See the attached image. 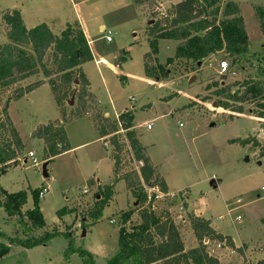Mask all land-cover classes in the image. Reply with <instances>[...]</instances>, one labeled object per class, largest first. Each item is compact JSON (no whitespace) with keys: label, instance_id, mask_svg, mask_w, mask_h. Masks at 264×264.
Returning <instances> with one entry per match:
<instances>
[{"label":"rangeland","instance_id":"rangeland-1","mask_svg":"<svg viewBox=\"0 0 264 264\" xmlns=\"http://www.w3.org/2000/svg\"><path fill=\"white\" fill-rule=\"evenodd\" d=\"M180 1L0 0V44L8 43L3 21L7 11H20L27 28L41 22L53 23L55 34H60L66 22L78 20L87 32L94 56L82 68L97 105L103 112L110 113V121L126 108L133 111L139 142L173 193L155 199L151 209L159 216L172 217L182 229L187 248L196 247L197 239L191 226L185 230L184 220L190 222L193 213L204 217L210 215L212 225L234 239L241 249L220 248L217 241L208 243L205 240L207 247L221 258L222 264H242L243 258L256 262L264 255V191L261 190L264 158H257L258 151L230 140L254 136L262 142L264 127L262 120L253 115L254 106L250 104L245 106L244 113L230 118L228 110L214 105L215 98L207 87L216 81L228 84L255 77L258 69L264 67V38L254 11V6L263 5L264 0H232L240 7L250 52L259 54V59L249 58L232 64L231 59H226L220 52L204 59L197 71L190 63L177 60L169 66L168 79L149 78L144 73V55L150 50L146 29L152 25L150 20L163 19L171 6ZM228 1L222 0L221 6ZM108 31L112 33L111 41L105 38ZM176 44L175 40H161L158 61L164 63L174 56ZM101 58L104 60L99 61ZM223 60L236 74L220 71ZM192 75H196L194 81H190ZM31 78L28 84L19 81L0 90V111L3 112L17 89L47 79L42 73ZM29 97L16 103L15 99L10 101L11 116L26 146L18 155L17 165H12L0 177V184L9 192L27 191L22 212L34 205L32 190L48 186L49 192L39 200L45 219L39 232L56 228L73 234L52 236L32 248L12 244L5 234L20 239L28 235L22 234L25 227L19 216H9L0 208V245H10V249L0 256V264H109V259L120 249L119 212L136 207L137 202L126 182L119 180L114 187L113 200L104 209L102 217L93 223L86 221L84 214L94 204L97 188L92 186L88 194L84 191L90 187L88 181L91 178H99L103 184H109L115 178L113 147L109 142L105 143L106 139H98L94 116L90 113L75 116L65 124L71 150L44 160V142L30 137V133L42 123L58 117L62 119V115L49 83L39 86ZM75 105V98L73 105L66 102L68 116L72 109L75 110ZM148 124L151 128H147ZM125 133L123 130L117 133L124 145L120 174L138 172L140 165L133 157ZM30 151L35 154L38 165H34L28 156ZM44 163L48 176L44 175ZM0 200H3L1 194ZM148 205L146 203L145 207ZM64 207L74 210L59 216L58 211ZM229 208L235 209L228 213ZM238 215L241 220H235ZM139 219L136 211L132 223ZM123 264L135 262L131 259Z\"/></svg>","mask_w":264,"mask_h":264},{"label":"trees","instance_id":"trees-1","mask_svg":"<svg viewBox=\"0 0 264 264\" xmlns=\"http://www.w3.org/2000/svg\"><path fill=\"white\" fill-rule=\"evenodd\" d=\"M139 3L144 0H137ZM222 0H181L173 4L168 15L155 20L146 29L150 50L144 55V73L147 77L157 80L168 79L169 66L177 60L191 64L195 71L199 62L211 55L224 53L232 64L249 58L259 59V54L250 52V40L241 10L237 2L228 1L221 6ZM151 6V5H150ZM261 33L264 38V4L254 6ZM8 43L0 44V90L6 89L28 77L42 73L49 83L62 119L38 125L31 137L44 142V160L54 158L70 150L67 143L65 124L73 117H82L92 113L96 128L102 138H106L113 147L115 179L112 184L98 185L96 198L92 207L84 214L86 221L97 222L103 215L114 195V185L119 180L126 182L127 188L135 198L137 206L120 213L119 252L109 259V264H123L134 260L135 264H220L219 259L209 253L205 239L217 241L219 244L235 248L230 236L217 232L208 218L191 215L190 224L198 240V245L186 249L179 228L170 215H157L148 202L146 186H157L163 193L168 192L165 180L159 175L141 145L134 129V114L132 110H124L114 121L97 105L93 93L89 90V81L82 65L93 60V53L84 30L79 22L67 23L60 34H55L50 26L42 22L32 28H27L20 11L11 10L3 14ZM175 40V54L162 63L157 59L160 40ZM120 59H118V62ZM252 65V64H250ZM239 69V68H238ZM16 70V71H15ZM78 81V84H75ZM45 80H38L26 87L17 89L16 93L0 111V177L12 165H17L18 155L24 149L20 135L8 115L11 100H17L23 95L41 86ZM214 88V89H212ZM218 107L228 110L230 118L245 112L246 105H253V115L262 120L264 127V67L258 69L255 77L249 76L228 84L214 82L207 87ZM76 99L75 110L68 116L66 102L69 98ZM207 99V97H205ZM125 131V137L130 144L134 159L140 163L139 171L120 174L121 154L124 145L117 133ZM8 134V136L2 135ZM232 143L250 147L258 151L257 158H264V141L254 136L246 139H232ZM89 186L94 180L89 179ZM40 188L32 190L34 205L22 212L27 201V191L9 192L0 185V208L9 216H19L25 227V239L7 236L10 243L32 248L44 243L50 237L63 233L53 228L40 233L45 219L39 206ZM148 203V207L145 204ZM74 209L64 207L58 211L63 216ZM138 211L139 221L132 223L133 214ZM264 222V220H263ZM10 249V245H0V256ZM241 250V249H237ZM243 264H264V257L256 262L246 259Z\"/></svg>","mask_w":264,"mask_h":264},{"label":"crops","instance_id":"crops-1","mask_svg":"<svg viewBox=\"0 0 264 264\" xmlns=\"http://www.w3.org/2000/svg\"><path fill=\"white\" fill-rule=\"evenodd\" d=\"M21 13V12H20ZM22 14V13H21ZM22 16H23V14H22ZM24 19V18H23ZM56 19V18H55ZM55 19H53L52 21L54 22L55 21ZM75 21H77V22H79L78 20H75ZM74 21H72L71 23H73ZM42 23V22H41ZM45 23H47V22H45ZM67 23H70V22H66L65 23V26H66V24ZM49 26H50V28L52 29V31H53V27H54V25H53V23L51 24V23H47ZM80 24V23H79ZM25 25H26V23H25ZM81 25V24H80ZM65 26L61 29V31L65 28ZM82 27V26H81ZM83 29V28H82ZM100 29L101 30H103V27H100ZM84 30V33H85V35H86V38H87V40H88V42L90 43V40L88 39V37H87V32H86V30L85 29H83ZM163 40V39H162ZM161 41V40H160ZM160 41H159V44H160ZM90 45V44H89ZM92 50V49H91ZM93 53V52H92ZM93 58H94V56H93ZM104 60V58H101L99 61H103ZM83 69V68H82ZM85 73V72H84ZM86 74V73H85ZM34 76H37V75H34ZM87 76V75H86ZM31 77H33V76H31ZM31 77H28V78H26V79H24V80H22L23 82H27L26 84H28L31 80H32V78ZM88 78V77H87ZM89 80V79H88ZM45 84H48L46 81L41 85V86H43V85H45ZM40 86V87H41ZM39 88V87H38ZM38 88H36V89H34L33 91H31V92H29V93H27V94H25V95H23L22 97H20L19 99H17V100H14V102L16 103V101H19L20 99H23V98H30L29 96L33 93V92H35ZM89 90H91L90 89V85H89ZM91 92V91H90ZM92 93V92H91ZM10 107H11V102L9 103V107H8V115H9V117H10V119H11V121L13 122V124L15 125V128L17 129V132L19 133V135H20V132H19V129H18V126H17V124H16V122H15V120L12 118V116H11V113H10ZM127 109V108H126ZM126 109H124V110H126ZM123 110V111H124ZM123 111H121V112H119L116 116H115V118H114V120H116V119H118V117H119V115L123 112ZM104 115L106 116V117H110V113L109 112H107V113H105L104 112ZM111 118V117H110ZM56 119H60L59 117L58 118H55V119H52L51 121H53V120H56ZM49 122V121H48ZM42 124H44V123H42ZM97 129V128H96ZM98 131V130H97ZM32 133V132H31ZM31 133H30V135H31ZM98 136H99V138L98 139H100V140H104V139H106V138H102L101 137V135L99 134V132H98ZM20 137H21V139H22V142H23V144L26 146V144H25V141H24V138L20 135ZM31 137V136H30ZM98 139H96V140H98ZM105 141V143L106 142H109L108 140H104ZM71 148V147H70ZM71 150V149H70ZM69 151V150H68ZM67 152V151H66ZM66 152H64V153H66ZM27 158V157H26ZM150 158V157H149ZM52 159V158H51ZM47 160H50V159H47ZM151 160V159H150ZM25 162H27V159L26 160H24ZM152 162V161H151ZM152 164L154 165V166H156L153 162H152ZM9 169V168H8ZM8 171V170H7ZM47 174H48V172H47ZM161 177L165 180V183H166V185H167V187H168V192L166 193L167 195H170V194H173L172 193V191L170 190V187H169V184H168V182H167V180L161 175ZM93 180H94V183H96V181H97V184H94L93 185V188H97V186L98 185H107V184H103L100 180H99V178H97L96 180H95V178H92ZM115 179V178H114ZM114 179H113V181L111 182V183H109V184H112L113 182H114ZM116 184V183H115ZM1 185V184H0ZM44 186V185H43ZM42 186V187H43ZM92 186H90L89 188H87V192L85 193V194H88V193H91V188ZM114 187H115V185H114ZM7 190V189H6ZM8 191V190H7ZM129 191V190H128ZM130 192V191H129ZM131 194V193H130ZM114 196H115V188H114V195H113V197H112V199H111V201L113 200V198H114ZM132 196V195H131ZM97 198H99V195L97 196ZM133 198V197H132ZM110 201V202H111ZM109 202V203H110ZM187 207V210H188V205L186 206ZM235 208H238V207H235ZM235 208H229V209H231V212L233 211V209H235ZM189 212V211H188ZM189 213H191V212H189ZM194 215L193 216H197V217H203V218H208V219H210V215H209V217H204V216H201L200 214H195V213H193ZM263 220H264V218H263ZM211 221V220H210ZM110 222H111V220H110ZM184 223H185V225H184V227H185V230H187V227L188 226H191V224H190V222L187 220V219H185L184 220ZM177 224V223H176ZM177 226H178V228H179V225L177 224ZM211 226L217 231V232H219L213 225H212V223H211ZM179 231H180V234H181V236H182V239H183V241H184V236H183V233H182V229H180L179 228ZM219 233H222V232H219ZM224 236H225V234L224 233H222ZM197 239V238H196ZM233 240V242H234V246H235V249H239V245H237V243L235 242V240L234 239H232ZM209 242H212V241H209ZM184 244H185V241H184ZM219 244V243H218ZM197 245H198V240H197ZM223 247H226V248H230L229 246H226L225 244H221V247L220 248H223ZM185 248L188 250V249H191V248H187V246L185 245ZM264 248V247H263ZM207 249H208V251H209V253H211L212 255H214V256H216L218 259H219V261H220V264H222V260H221V258L220 257H218L217 255H215V253H214V251H211L210 250V247H207ZM231 249L233 250V248L231 247ZM234 251V250H233ZM264 251V250H263ZM263 257H264V255H263ZM262 257V258H263ZM247 260L248 261V258H243V261H242V264H243V262H244V260ZM159 264H165L163 261H160L159 262Z\"/></svg>","mask_w":264,"mask_h":264},{"label":"built area","instance_id":"built-area-1","mask_svg":"<svg viewBox=\"0 0 264 264\" xmlns=\"http://www.w3.org/2000/svg\"><path fill=\"white\" fill-rule=\"evenodd\" d=\"M111 34L112 33L110 31H108L107 34L105 35V38L107 39V41H111L112 40ZM220 66H221L220 71L223 74L231 72V70L229 69L227 61H225V60L221 61ZM231 73L236 74L235 71H232ZM179 125L182 126V123H179ZM147 128H151V125L148 124ZM28 156L32 159L34 165H38L39 164V161L37 160V158L35 157V154L32 151H30L28 153ZM146 187H148L147 188L148 202H152V204L155 202V199H158V198H161V197L167 195L166 193H163L157 186L148 185ZM261 190L264 191V185L261 187ZM87 191L88 190L85 189L84 192L86 193ZM48 192H49L48 186L41 187L40 188V192H39V198H43ZM227 212L231 213V209H228ZM218 218L223 219L222 216H219ZM235 220H241V216L238 215L235 218ZM111 222H114V221L111 220ZM205 240L208 241V243H209L208 239H205ZM218 246L221 247V244H218Z\"/></svg>","mask_w":264,"mask_h":264},{"label":"water","instance_id":"water-1","mask_svg":"<svg viewBox=\"0 0 264 264\" xmlns=\"http://www.w3.org/2000/svg\"><path fill=\"white\" fill-rule=\"evenodd\" d=\"M154 23V20H150V24H153ZM199 64H201V62H199ZM16 71V70H15ZM196 79V75H192L191 78H190V81H194ZM74 104V98H71L69 101H68V105H73ZM214 105H216V102H214ZM43 171H44V175L45 176H48L47 174V170H46V163L43 164Z\"/></svg>","mask_w":264,"mask_h":264}]
</instances>
